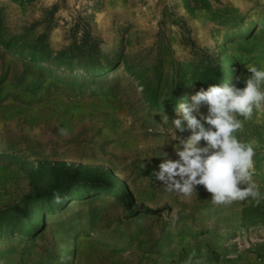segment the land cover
Listing matches in <instances>:
<instances>
[{"label":"rangeland","instance_id":"obj_1","mask_svg":"<svg viewBox=\"0 0 264 264\" xmlns=\"http://www.w3.org/2000/svg\"><path fill=\"white\" fill-rule=\"evenodd\" d=\"M86 31L99 45L98 71L23 53L42 33L56 53ZM207 57L232 59L224 77L237 88L247 66L264 69V0H0V208L72 163L109 170L132 196L99 192L43 213L35 234L0 241V264H264V221L243 222L264 200L215 205L202 185L187 198L152 175L179 159L169 129L180 117L168 106L176 85L191 104ZM184 126L176 134L187 140ZM236 135L255 141L253 179L264 194V111Z\"/></svg>","mask_w":264,"mask_h":264},{"label":"clouds","instance_id":"obj_2","mask_svg":"<svg viewBox=\"0 0 264 264\" xmlns=\"http://www.w3.org/2000/svg\"><path fill=\"white\" fill-rule=\"evenodd\" d=\"M247 69L251 75L244 80L245 87L211 84L207 90L197 91L191 104L177 105L175 111L180 118L172 121L169 139L179 141L175 147L179 159H165L159 171L152 173L165 191L190 198L197 196V186L202 185L215 205L249 198L257 204L264 200L253 179L255 141H244L236 135L244 122L253 118L254 111H264V69L252 65ZM204 106L206 114L201 112ZM185 122L192 133L187 140L176 134L185 131ZM56 199L59 202V197Z\"/></svg>","mask_w":264,"mask_h":264},{"label":"trees","instance_id":"obj_3","mask_svg":"<svg viewBox=\"0 0 264 264\" xmlns=\"http://www.w3.org/2000/svg\"><path fill=\"white\" fill-rule=\"evenodd\" d=\"M185 43L194 46L186 28ZM23 53L33 61L48 63L55 68L65 70L80 69L84 71H98L101 64L99 45L97 40L86 31L80 43H73L56 53L51 49L46 33L39 35L34 42L27 46ZM109 61V57H106ZM232 59L220 64L217 60L207 57L200 64H196L193 77L194 84L206 89L211 84H232L231 75L224 77L233 70ZM187 96V88L176 85L168 108L175 110L177 105ZM150 104L158 106L157 95L149 92ZM51 181L37 191L32 190L24 198L11 206L0 208V241L5 240L13 233L29 237L39 229V223L43 219V213H55L65 208L70 202L87 198L99 192H109L127 202H131L132 196L129 187L124 182H119L113 173L107 169L85 168L80 164H69L62 167H52L50 170ZM59 197V202H57ZM38 213L34 216L32 211ZM264 221V209L254 206L250 213H244L245 225L255 221ZM41 225V224H40ZM15 230V231H14Z\"/></svg>","mask_w":264,"mask_h":264}]
</instances>
